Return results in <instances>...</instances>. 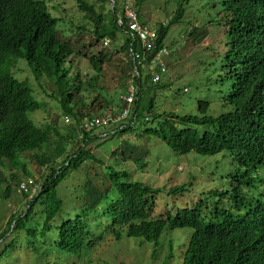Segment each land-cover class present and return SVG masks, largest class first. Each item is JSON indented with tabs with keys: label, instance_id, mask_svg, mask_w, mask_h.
Wrapping results in <instances>:
<instances>
[{
	"label": "trees",
	"instance_id": "obj_1",
	"mask_svg": "<svg viewBox=\"0 0 264 264\" xmlns=\"http://www.w3.org/2000/svg\"><path fill=\"white\" fill-rule=\"evenodd\" d=\"M147 1L135 0V4L141 7ZM74 2L78 10L91 21V34L95 41L104 36L116 38L118 29L112 23L110 10L101 13L87 0ZM189 2L176 0L174 13L167 24H160L156 28L157 46L162 45L169 27L182 19L185 5ZM219 2L224 20L229 25L222 55L223 77L231 80L227 92L222 95L221 105L225 110L210 114V102L198 99L194 113L187 112V108L180 103L172 105L170 110L157 111L150 92L154 89L171 90L172 99H175L179 88L174 89L173 82L160 80L152 83L149 71L142 76L140 68L139 77L136 76L135 80L137 97L130 105V115L126 121L118 122L119 125L106 127L105 135L100 139H117L122 134L140 131L137 135L144 138L143 141L156 138L179 155L213 156L227 152L232 169L226 165V173L219 178V185H232L234 203L226 204L220 197V201L212 206L211 213L206 215L199 211L197 205H179L176 202L174 214L167 211L166 214L156 215L153 212L155 199L164 188L132 180L124 168L117 169L114 164L101 166L109 179L105 189L98 186L100 177L97 173L93 176L86 173L85 181L76 183L79 192L68 196V211L64 212V201L58 193V185L70 170L79 168L84 161L100 163L86 147L101 134H95L94 130L81 131V137L78 138V123L82 117L91 118L95 115L87 110L102 109L118 114L127 105L122 96L128 92L123 87L115 89L111 97L105 90L103 94L98 92L97 75L101 72L105 56L89 57L96 74L84 81L78 71L71 73L72 65L66 66V63L71 62L73 47L68 40L57 35L58 19L51 16L43 1L0 0V64L11 58H21L27 62L38 83L43 77L47 81L53 80L58 90L56 93L61 112L76 123L72 128L68 125L70 129L66 136L60 130H54L57 139L53 147L56 158H49L43 149L51 141L50 127L36 126L28 117V113L39 108L38 101L31 95L25 82H18L7 73L0 72V166H4V162L8 164L11 168L9 175L16 184L21 179L12 169L20 168L22 173L28 174L21 160L24 152L32 153L37 165L48 169V172L41 174L39 188L29 199V191L20 192L25 198V209L10 215L6 227L1 230L0 241L9 238L3 244V251L16 246L19 234L25 239V248L31 247L37 256L54 248L70 252L86 243L97 244L102 236L101 233L97 235L96 231L100 232L102 221L107 217L109 222L104 224V230L117 240L125 235L156 244L164 230L190 227L181 264H264V190L253 191L258 186L256 183L264 180L254 175L258 167L264 165V0ZM126 46L127 42H123L121 49L126 50ZM83 83L90 94H96L93 98L91 96L88 103L80 99L78 108L74 96H77ZM96 98H101L97 106L94 104ZM114 105L118 108L112 110ZM145 113L149 115L147 119ZM134 116L145 125L137 128L136 123L132 126L130 121ZM66 144L68 149H65ZM119 145L111 154L117 153L126 159L136 149L133 163L138 167L146 165L140 147L136 148L127 140H122ZM59 158L61 160L58 162L56 159ZM117 158L115 163L124 162L120 157ZM138 162L143 163L139 166ZM3 180L0 171V182ZM190 185H193L191 181L172 185L167 192L177 197L187 192ZM5 187L6 196L9 184ZM108 188L116 192L113 197H107ZM209 190L213 195L224 194V190L218 187ZM60 193L62 197L67 195L64 190ZM73 199L78 200L76 208ZM104 199L107 204L102 208V214H95ZM250 199L257 203L253 211L237 214L251 205ZM73 209L75 213L70 215L69 211ZM50 232L53 234L48 235Z\"/></svg>",
	"mask_w": 264,
	"mask_h": 264
},
{
	"label": "rangeland",
	"instance_id": "obj_2",
	"mask_svg": "<svg viewBox=\"0 0 264 264\" xmlns=\"http://www.w3.org/2000/svg\"><path fill=\"white\" fill-rule=\"evenodd\" d=\"M87 1L93 4L98 12L103 11L105 13L108 10L107 3L103 2V0ZM204 1L206 3L203 6ZM46 3L50 7L51 14L58 18L59 24L62 26L64 31L63 39L68 40L74 47V54L70 57L71 62L66 64L68 66H70L69 64L72 65V68L70 67L71 73L78 71L81 80L84 81L96 74V71L89 63V57L102 55L105 56V62L101 72L97 75L99 79L98 92L103 94L105 90L107 91L106 93H110L111 97L116 92L115 89L125 88L128 70L127 65L124 63L126 61L123 59L125 55L121 48L114 49L117 41L121 39L120 34H117L116 41H111L108 46L104 47L101 44V40L95 41L91 34V21L78 10L73 0H48ZM56 5L57 8H55ZM175 5L176 0H148L138 8V11L143 21L150 26L158 28L161 21L170 19L174 13ZM101 6L103 10H101ZM207 19L211 21L206 22ZM224 19L219 0H190L185 5L182 19L169 27L163 39V46L168 49L169 53L164 57L167 72L163 75L161 81L173 82L172 86L174 89L179 88V94L175 99H172L173 93L171 90H152L150 95L154 97V108L157 111L170 110L172 105L180 103L184 108H187V112L194 113L196 112L198 99L210 102L208 110L210 114H217L225 110L221 105L222 95L227 92L231 80L223 77L222 55L226 48L227 35L225 32L229 26ZM64 20L66 22L69 21L67 26L64 25ZM203 34L205 35L203 36ZM193 56L196 58L193 59ZM11 59L13 60H7L4 66L5 70L9 69L10 71V66L14 65V60L24 61L19 58ZM197 60L200 62H197ZM19 67H16L19 71L15 75L19 79L26 81L31 89V95L39 103V108L28 113V117L36 126L43 127L48 125L50 127L51 141L44 145L43 150L49 158H56L53 147L57 139L54 130L58 129L66 136L69 129L75 126L76 123L71 117L69 123L62 121L64 113L61 112L62 110L59 107V98L56 93L58 90L53 80L47 81L42 76L43 78L40 79V82L42 80L45 82L38 83L25 61L19 64ZM147 72L146 66L143 67L142 76ZM10 73L13 75L11 71ZM183 88H186V92L183 91ZM95 94H90L86 90L85 83H83L77 96H74L77 99L76 107H80V99H84L88 103L91 96L93 98ZM100 102L101 98H96L94 104L97 106ZM117 108L114 105L112 110ZM87 111L98 115L103 110ZM144 117L147 119L149 115L145 113ZM139 122L142 121L136 118L134 125L137 123V128L145 125ZM69 124L70 128H68ZM94 131L97 135L102 132L101 129ZM137 133H140V131L125 133L122 136H118L117 139L110 138L102 141L96 136L94 141L87 145L86 148L91 150L100 163H92L91 160L84 161L79 168L70 170L67 177L58 185V193L64 201V212L68 211L66 206L68 196L79 192L76 183L84 182L86 173L89 176H93L95 173L99 175L98 186L101 189H105V186L109 185V179L107 180L105 173L101 170L102 164L105 167L114 164L117 169L124 168L130 174V179L132 180L142 181L153 187L164 188L157 194L155 199L153 212L156 215L166 214L167 211L174 214L176 202L179 205H197L199 211L206 215L211 213L212 206L220 201V197L226 204L234 203V199L231 197L234 193L232 185H219V178L226 173V165L232 169L227 152L223 151L213 156L198 155L199 157L194 154L179 155L168 148L162 141L152 138L146 142ZM122 140H127L129 144L136 146V148H141L143 153L142 160L146 162V165L138 167L136 163H133L136 149L131 152V157L126 159L120 154H111L112 150L114 151ZM65 149H68L67 144ZM114 155H117L118 158L120 157L124 162L121 164L115 163L117 156ZM21 160L28 174L22 173L20 168L12 169L18 179L30 176L37 184H40L41 174L48 172V169L40 168L32 153H22ZM49 160L51 161V159ZM56 160L59 162L61 159ZM143 162H138V165L141 166ZM4 163V166H0V171L4 178L0 182V232L6 227L10 215L23 212L26 205L25 198L15 191L17 184L15 179L9 175L11 168L6 162ZM254 175L264 178V165L258 167ZM189 181L193 185L188 186L187 192L178 194L177 197L167 192V189L172 185ZM7 184H9V191L8 195L5 196L4 190ZM256 184L258 186L254 187L253 191L264 190V180ZM66 186L69 188L65 189ZM214 187L224 190V194H210L209 189ZM63 190L67 192L64 197L60 193ZM107 192L109 193L107 197H113L116 193L112 188L110 190L108 188ZM73 200L75 202L74 208H76L78 200ZM106 204L107 202L104 199L97 207L95 214H102V208ZM250 204L255 206L257 203L250 199ZM248 208L244 209V211ZM74 210L69 211L70 215H74ZM190 232V227L164 230L156 244L140 237H128L125 235L117 240L110 235L102 233L103 238L97 244L86 243L79 249L71 250L70 252H63L54 248L48 252H42L40 256L33 253L31 247L25 248V239L19 234L15 241L16 246L13 249L2 250L3 244L9 241L8 237L0 241V264H181L182 252L187 246ZM99 233V231H96L97 235ZM50 234H53V232L48 233V235Z\"/></svg>",
	"mask_w": 264,
	"mask_h": 264
},
{
	"label": "built area",
	"instance_id": "obj_3",
	"mask_svg": "<svg viewBox=\"0 0 264 264\" xmlns=\"http://www.w3.org/2000/svg\"><path fill=\"white\" fill-rule=\"evenodd\" d=\"M114 4L115 2L111 5V7H113ZM117 6L123 14L122 17L119 16L117 18V25L125 28L124 33L130 40L127 55L129 56L132 64L130 70L128 71L129 77L127 79L126 87L128 94L122 96V99L127 105L118 114H112L107 110H103L100 114L93 115L91 118H82L77 125L78 133L81 131L87 132L96 129L105 130L107 129L106 127H110L112 124L121 122L123 119L128 117L131 110L130 105L134 98L136 99L137 97L135 80L136 76L139 77L140 68L145 66L148 67L152 83L159 82L163 74L167 71L164 56L168 54V50L165 47L155 50V40L157 37L155 29L138 21L132 0H120ZM106 43L107 40H104V44ZM148 56H150L149 60H147ZM62 119L64 122H69L70 120L67 115H63ZM99 134H101V132ZM102 135L104 134L102 133ZM30 189V192L33 193L36 190V187L33 185L32 178L25 177L19 182L16 191L20 193L27 192Z\"/></svg>",
	"mask_w": 264,
	"mask_h": 264
},
{
	"label": "clouds",
	"instance_id": "obj_4",
	"mask_svg": "<svg viewBox=\"0 0 264 264\" xmlns=\"http://www.w3.org/2000/svg\"><path fill=\"white\" fill-rule=\"evenodd\" d=\"M33 1H37V2H39V0H33ZM40 1H43L44 3H45V5L46 6H48V4L46 3V1H48V0H40ZM74 1V0H73ZM133 1V7H134V10H135V12H136V14H137V18H138V21L140 22V23H145V24H147L148 26H150L147 22H145V21H143L140 17V14H139V11H138V8L139 7H137L136 6V4H135V0H132ZM103 2H106L107 3V6H108V10H110L112 13H110V14H112L113 15V18H112V23L114 24V26L118 29V32L116 33V37H117V34H120V36H121V39L119 40V41H117V43H116V47L114 48L115 50H117V49H119V48H121V45L123 44V42L124 43H126L127 42V46H126V50H122L123 51V53H124V55H125V57L123 58L126 62H124L125 64H128V66H127V68H128V70H127V79H128V77H129V75H128V71L130 70V67H131V60H130V58H129V56L127 55V52H128V47H129V44H130V40H129V38L126 36V34L124 33V27L123 26H118L117 25V18L119 17V16H123V14H122V12H121V10H120V8L117 6V4H119V2H120V0H103ZM115 2V4L113 5V7H111V5L113 4ZM76 4V3H75ZM77 6V5H76ZM55 8H57V5H56V7ZM48 9H49V12H50V14H51V10H50V7L48 6ZM107 10V11H108ZM107 11L105 12V13H107ZM102 13H103V11H101ZM223 13V12H222ZM51 16L52 17H54L55 19L57 18V17H55V16H53L52 14H51ZM58 19V18H57ZM69 22V21H68ZM68 22H66L65 20H64V25H66L67 26V23ZM167 22H168V20H163V21H161L160 22V24L162 25V26H165L166 24H167ZM105 23V22H104ZM159 24V25H160ZM150 27H152V28H154L155 29V31H156V34H157V30H156V27H154V26H150ZM127 28V27H126ZM56 32H57V35L59 36V37H63V34H64V31H63V29H62V26L59 24V20H58V22H57V30H56ZM156 39H157V37H156ZM99 40H101V44H102V46H108L110 43H111V41H116V38L115 39H111L109 36H104V37H102V38H100ZM104 40H107V43L106 44H104ZM227 41V40H226ZM69 42V41H68ZM70 43V42H69ZM71 44V43H70ZM72 45V44H71ZM72 47H73V45H72ZM162 47H164L163 46V42H162V45H160V46H157L156 45V40H155V50L156 49H159V48H162ZM166 48V47H165ZM167 49V48H166ZM73 50H74V47H73ZM115 50H113V51H115ZM168 50V49H167ZM168 53H169V51H168ZM74 54V53H73ZM72 54V55H73ZM151 55V54H150ZM168 55V54H167ZM167 55H165V56H167ZM94 56V55H93ZM164 56V57H165ZM71 57V56H70ZM19 59H21V58H19ZM122 59V60H123ZM8 60H13V59H8ZM22 60H24V59H22ZM25 61V60H24ZM24 61H19V60H14V62H13V64L14 65H11L10 66V71L13 73V75L15 76H13L11 73H10V71H9V69H7V70H5L4 69V66H5V64H6V62H7V60L5 61V62H2L1 64H0V72H2V73H7L8 74V76H10V77H12L13 79H15V80H17L18 82H25L26 83V81L25 80H22V79H19L18 77H17V75H15V74H17L18 73V71L19 70H17V68H20L19 67V64H21V63H23ZM25 63L27 64V62L25 61ZM67 64V63H66ZM28 65V64H27ZM66 66H68V65H66ZM17 67V68H16ZM167 67V66H166ZM142 69V68H141ZM167 72V71H166ZM165 72V73H166ZM164 73V74H165ZM163 74V75H164ZM163 77V76H162ZM162 77H161V80H162ZM28 83H30L29 81H27ZM158 83V82H157ZM26 85L28 86V84L26 83ZM29 87V86H28ZM127 87V80H126V86H125V88ZM29 90L31 91V89H30V87H29ZM137 91V90H136ZM183 91H186V88H184L183 89ZM36 111V110H35ZM131 111L132 110H130V112H129V114L128 115H130V113H131ZM68 116V115H67ZM128 118V117H127ZM127 118H125V119H123L121 122H123V121H126L127 120ZM134 119L132 120V121H130V124H132V126L134 125V123H135V116L133 117ZM62 121H63V119H62ZM64 122V121H63ZM69 122H70V120H69ZM69 122H65V123H69ZM117 125H119L118 123H115V124H112L110 127H112V126H117ZM109 128V127H108ZM106 130V129H105ZM105 130H103L102 129V132H101V136L99 137L100 139H102V137L105 135ZM102 133L104 134L103 136H102ZM77 135H79V137H81V135L78 133ZM43 168V167H42ZM25 177H30V176H24L21 180H23ZM30 178H32V177H30ZM32 180H33V185L36 187V190L32 193V192H30L31 191V189L29 190V195H28V199L33 195V194H35L36 192H37V190H38V188H39V184H37L36 182H35V180L32 178ZM18 188V184L16 185V187H15V191H16V189ZM17 192V191H16ZM18 193V192H17ZM30 193H31V196H30ZM18 194H20V193H18ZM30 196V197H29ZM187 206H191V205H187ZM253 208H254V206H252V205H250L249 206V208L246 210V211H242L241 213H237V214H246L247 212H252L253 211ZM106 220V221H105ZM106 222H109L108 221V218L106 217L103 221H102V224H101V227H100V233H101V236H102V233H105L106 235H109L105 230H104V224L106 223ZM102 238H103V236H102Z\"/></svg>",
	"mask_w": 264,
	"mask_h": 264
}]
</instances>
